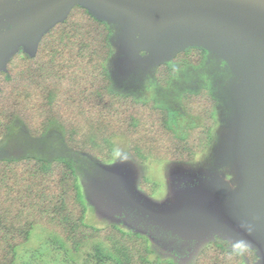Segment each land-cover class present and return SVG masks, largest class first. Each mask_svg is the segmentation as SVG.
I'll return each instance as SVG.
<instances>
[{
	"label": "rangeland",
	"instance_id": "rangeland-1",
	"mask_svg": "<svg viewBox=\"0 0 264 264\" xmlns=\"http://www.w3.org/2000/svg\"><path fill=\"white\" fill-rule=\"evenodd\" d=\"M75 4L112 32L105 65L115 92L157 101L182 132L196 120L183 96L208 88L217 100L213 139L188 162L136 160L120 139L113 160L102 163L69 148L58 132L33 138L14 125L0 142V158L72 159L86 221L140 232L177 264H194L217 238L249 245L255 264H264V0H0V70L17 51L33 53ZM196 46L207 51L201 66L176 62ZM159 64L176 68L165 86L155 74ZM144 179L156 184L153 194L142 188ZM37 239L34 233L21 249L30 264L85 263L84 253L66 256L55 241L52 256L40 253Z\"/></svg>",
	"mask_w": 264,
	"mask_h": 264
},
{
	"label": "trees",
	"instance_id": "trees-1",
	"mask_svg": "<svg viewBox=\"0 0 264 264\" xmlns=\"http://www.w3.org/2000/svg\"><path fill=\"white\" fill-rule=\"evenodd\" d=\"M68 11L43 33L33 53L17 51L0 70V142L18 125L33 138L58 132L69 148L102 163L113 160L120 139L143 162H188L204 152L217 124L212 91L183 96L196 120L180 132L167 107L113 90L105 65L112 55L107 22L81 4ZM206 57L205 48L196 46L175 60L198 67ZM168 65L159 64L155 73L163 86L176 73ZM76 175L74 161L64 157L0 158V264H30V253L21 249L34 233L43 248L38 252L52 256L49 245L55 241L66 256L84 253V264H177L160 256L140 232L88 223ZM143 183L145 191L155 192L156 184ZM196 255L194 264H244L246 258L255 264L259 259L249 245L225 238L210 241Z\"/></svg>",
	"mask_w": 264,
	"mask_h": 264
},
{
	"label": "clouds",
	"instance_id": "clouds-1",
	"mask_svg": "<svg viewBox=\"0 0 264 264\" xmlns=\"http://www.w3.org/2000/svg\"><path fill=\"white\" fill-rule=\"evenodd\" d=\"M36 47H37V45H36Z\"/></svg>",
	"mask_w": 264,
	"mask_h": 264
}]
</instances>
